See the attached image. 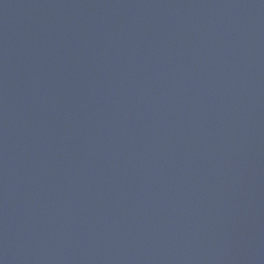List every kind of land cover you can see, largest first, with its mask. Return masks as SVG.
<instances>
[{
	"label": "water",
	"instance_id": "obj_1",
	"mask_svg": "<svg viewBox=\"0 0 264 264\" xmlns=\"http://www.w3.org/2000/svg\"><path fill=\"white\" fill-rule=\"evenodd\" d=\"M0 264H264V0H0Z\"/></svg>",
	"mask_w": 264,
	"mask_h": 264
}]
</instances>
